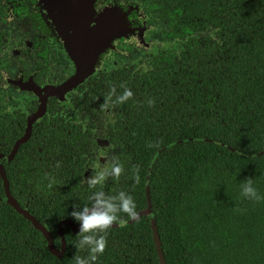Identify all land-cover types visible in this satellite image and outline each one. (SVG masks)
<instances>
[{
  "label": "trees",
  "instance_id": "trees-1",
  "mask_svg": "<svg viewBox=\"0 0 264 264\" xmlns=\"http://www.w3.org/2000/svg\"><path fill=\"white\" fill-rule=\"evenodd\" d=\"M149 1L155 2L147 12L159 10L175 32L189 37L182 55L169 53L134 81L110 84L104 93L96 86L87 95L101 103L113 99L120 110L108 132L110 160H119L124 173L102 190L128 192L138 213L148 204L150 172L167 264H264V200L240 194L241 182L251 177L264 196V0ZM126 90L132 95L122 99ZM6 126L0 107L3 155L23 132ZM68 137L66 131L35 130L11 162H0L12 196L53 234L58 249L59 223L78 224L70 216L74 205L90 204L91 193L100 190L90 189L83 176L90 143L79 141L81 134ZM5 195L0 175V199ZM77 233L64 224L66 245L57 257L30 221L0 202V264H73ZM96 264H160L151 219L109 229Z\"/></svg>",
  "mask_w": 264,
  "mask_h": 264
},
{
  "label": "flooded vegetation",
  "instance_id": "flooded-vegetation-1",
  "mask_svg": "<svg viewBox=\"0 0 264 264\" xmlns=\"http://www.w3.org/2000/svg\"><path fill=\"white\" fill-rule=\"evenodd\" d=\"M154 2L0 0V107L7 130L23 131L4 155L10 157L18 144L13 158L0 162H11L22 145L31 143L35 130L66 131L71 138L81 134L79 141L90 143L83 155L84 180L94 166L110 160L108 130L115 127L120 110L113 99L101 103L87 95L96 86L104 93L110 84L134 81L169 53L182 55L189 37L175 32L159 10L147 12L145 6ZM81 54L94 72L72 91L47 95V88L76 75L75 57ZM43 102L44 115L30 125ZM30 150L35 156V147Z\"/></svg>",
  "mask_w": 264,
  "mask_h": 264
},
{
  "label": "clouds",
  "instance_id": "clouds-1",
  "mask_svg": "<svg viewBox=\"0 0 264 264\" xmlns=\"http://www.w3.org/2000/svg\"><path fill=\"white\" fill-rule=\"evenodd\" d=\"M130 91H125L122 99L131 97ZM150 106L154 101H149ZM149 144V147H152ZM139 169L134 166L136 183H139ZM124 173L123 165L113 158L106 163L94 166L92 175L86 178V183L90 189H97L89 196L90 204L80 207L74 205V210L70 216L79 224V232L76 235V241L73 246L76 248V254L73 256V264H96L98 258L104 254L107 248V233L114 225L120 228L127 226V220L121 217L125 214L131 219L138 215L136 203L132 195L128 192L120 191L116 195H108L103 191L107 180H119ZM241 197L252 202L264 200L259 190L254 186V179L246 178L240 185ZM240 211V209H237ZM86 251L87 255L82 256L79 253Z\"/></svg>",
  "mask_w": 264,
  "mask_h": 264
},
{
  "label": "water",
  "instance_id": "water-1",
  "mask_svg": "<svg viewBox=\"0 0 264 264\" xmlns=\"http://www.w3.org/2000/svg\"><path fill=\"white\" fill-rule=\"evenodd\" d=\"M90 55H92V54H90ZM75 60L77 61L76 75L60 87L47 88L45 90L47 95H50V94L62 95V94H65L69 91H72L79 84H81L86 79V77L88 75H90L94 72V68H93L94 65H91L88 68L87 65L90 64L91 61L87 62V60L84 59L83 54H81L80 56L77 55L75 57ZM44 108H45V102H43V104H42L41 111L36 113L33 116V118L31 119L30 125L33 124L35 121H37L38 119H40L44 115V111H45ZM108 145H109V142H107L106 146H108ZM17 147H18V144H17L16 148L14 149L12 155L15 154ZM12 155L10 157H5L4 155L0 154V160L12 159L13 158ZM150 170H151V168L149 169V171ZM0 175L4 181V187H5V192H6L5 197L0 199V202L8 203L20 215L24 216L28 221H30L31 224L33 225V227L36 230H38L46 239L50 252L57 257H61L63 252H64L65 245H66L65 237L63 234L64 224L67 223L73 232H79V224H75L74 222H72L70 220L61 221L59 223V225H58V236L62 242L63 249H58L55 246L53 234L51 232H49L43 224L40 223V221L28 210V208L21 207L20 204L17 202V200L12 196L11 191H10L9 181H8L7 176H6V172L4 170V167L1 164H0ZM149 180H150V172L147 176V184H146V192H147V200H148L147 207L145 209L139 211L138 215L135 219L127 220V226L137 222L138 220H140L144 216L149 217L151 219V227L153 230L154 241H155L156 248L158 251L160 264H167L166 260H165L164 252L162 249L161 238H160L159 233H158L156 215H155L153 208H152L150 190H149ZM112 228H120V227L117 224V225H114Z\"/></svg>",
  "mask_w": 264,
  "mask_h": 264
}]
</instances>
